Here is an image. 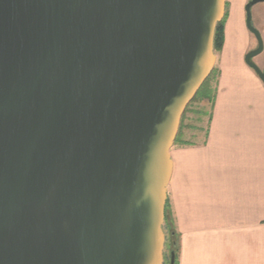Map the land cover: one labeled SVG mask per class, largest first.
I'll return each mask as SVG.
<instances>
[{
	"label": "water",
	"instance_id": "water-1",
	"mask_svg": "<svg viewBox=\"0 0 264 264\" xmlns=\"http://www.w3.org/2000/svg\"><path fill=\"white\" fill-rule=\"evenodd\" d=\"M260 1L246 4L258 45L245 60L264 82ZM225 12V0H0V264H164L171 148Z\"/></svg>",
	"mask_w": 264,
	"mask_h": 264
},
{
	"label": "crops",
	"instance_id": "crops-1",
	"mask_svg": "<svg viewBox=\"0 0 264 264\" xmlns=\"http://www.w3.org/2000/svg\"><path fill=\"white\" fill-rule=\"evenodd\" d=\"M225 1L208 132L171 148L166 217L177 264H264V82L245 60L258 40L246 23L249 0ZM253 17L264 45V7ZM255 57L264 71V46Z\"/></svg>",
	"mask_w": 264,
	"mask_h": 264
},
{
	"label": "rangeland",
	"instance_id": "rangeland-1",
	"mask_svg": "<svg viewBox=\"0 0 264 264\" xmlns=\"http://www.w3.org/2000/svg\"><path fill=\"white\" fill-rule=\"evenodd\" d=\"M262 7H264V1L257 2L252 6L251 8L252 23L255 21V18L253 17L254 14L258 9H261ZM256 40L257 38L254 36V41ZM254 58L256 59V57ZM216 78H217V73L214 72L209 82L211 89L215 87ZM200 109L210 110L209 103L206 100H201V101L195 100L189 106L188 111H186L185 109L183 113L184 116L182 115L183 118L181 119L179 133L177 134L176 139L178 138L179 140H181V138H185L188 140L198 141L204 138L208 124V115L200 113L199 112ZM163 227L166 233L164 264H170L172 242L174 241L175 237L172 236L173 227L171 225V222H169V220L167 219V217L164 221Z\"/></svg>",
	"mask_w": 264,
	"mask_h": 264
},
{
	"label": "trees",
	"instance_id": "trees-1",
	"mask_svg": "<svg viewBox=\"0 0 264 264\" xmlns=\"http://www.w3.org/2000/svg\"><path fill=\"white\" fill-rule=\"evenodd\" d=\"M226 16H227V11L225 12L224 18L220 22H218V24L216 26L215 37H214V48H215V51L221 50L222 47H223V44L225 42V21H226ZM214 72L217 73V68L216 67H214V69L212 70L211 74L204 81V83L202 84V86L197 91L196 95L191 100V102L187 105V108H186V111H188L189 110V106L195 100H199V101L206 100L209 103V105H210V110L200 109L199 112L208 115V124H209V122H210V120L212 118L213 103H214V100H215L216 90H217L216 82H215V87L212 88V89L210 88V85H209L210 79H211V77H212ZM183 116H182V118H183ZM208 124H207V128H206V131H205L206 133L208 132ZM176 140H179V139L177 138ZM166 216H167V213H166ZM172 244L173 245H172V249H171V254L174 253V255H175L174 264H177V256H178L177 253H178V248H179L177 240L174 239Z\"/></svg>",
	"mask_w": 264,
	"mask_h": 264
}]
</instances>
